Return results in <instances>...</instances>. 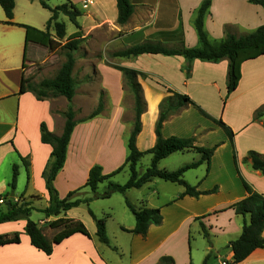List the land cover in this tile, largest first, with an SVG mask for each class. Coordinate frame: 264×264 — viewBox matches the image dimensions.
Segmentation results:
<instances>
[{"label": "crops", "instance_id": "0c3cea01", "mask_svg": "<svg viewBox=\"0 0 264 264\" xmlns=\"http://www.w3.org/2000/svg\"><path fill=\"white\" fill-rule=\"evenodd\" d=\"M55 1L59 4L52 2L49 6L69 1L80 12L76 18L79 39L89 41L86 51L93 56L91 63L83 68L86 78L79 84L81 94L77 95L76 89L71 102L63 96L37 99L29 90L20 92L21 82L25 81L27 72H31V66L45 68V57L37 60L40 53L37 44L25 43L22 25L45 31L51 12L38 0H14L9 23L0 6V198L3 199L0 206H4L0 212H5L11 203L28 202L31 206L42 201V208L48 205L42 172L51 159V146L41 142L40 124L44 123L48 131L60 135L64 125L60 112L69 104L76 111L77 122L63 167L53 180L59 198L82 187L93 165H100L102 173L108 174L124 162L127 139L133 127V101L125 89L122 72L113 65L142 73L137 76L145 101L135 139L139 151H147L155 144L158 105L171 94L169 90L188 95L208 114L205 116L188 105L163 122L161 135H194L196 145L215 146L208 164L203 161L192 168L197 171L190 177L189 184L199 191L214 187L216 191L198 197L180 196L183 187L176 182L165 185L157 177L139 188L127 189L124 195L130 197L128 200L136 208L160 211L161 223L150 225L145 235L122 229H132L135 219L132 215L133 219L123 221L122 214L120 219L116 218L111 199L114 193L104 199L92 198L58 216L44 215L37 221L40 227L43 222L65 217L81 221L89 233L86 236L77 232L64 238L54 244L49 255L31 245L23 231L25 219L1 222L0 234L11 236L18 232L19 242L0 245V264H158L162 256L171 257L174 264H203L209 253L206 264H264V246L254 249L241 262L233 263L230 245L239 237L243 220H248L247 215L236 214L231 208L247 194L242 179L253 190L264 194V175L253 169L249 161H243L250 150L264 155V54L241 63L237 86L227 93L228 59L211 62L195 58L187 77L183 69L187 61L182 55H113L146 41L158 42L167 48L198 46L194 19L203 0H130L133 11L123 24L117 21L116 0H92L86 7L83 6L85 0ZM65 18L68 17L59 13L57 21L65 24ZM261 25H264V9L250 0H209L203 16V29L211 43L221 41L226 31L242 35ZM77 30L75 27L67 33L65 27L64 40ZM49 31L54 32L52 24ZM30 43L33 45L28 52ZM100 94L102 111L90 119L80 120L97 106ZM218 119L233 131L232 141L215 122ZM179 152L196 154L194 161L200 158L199 153L191 150ZM13 165H17L18 174L15 188L11 189ZM106 183H99L97 191L101 192ZM78 195L89 198L92 192L83 187ZM96 200H104V203L97 204ZM89 210L96 218L105 219L109 244L98 240L96 223ZM112 222H116L115 227ZM58 230L42 232L51 240Z\"/></svg>", "mask_w": 264, "mask_h": 264}, {"label": "trees", "instance_id": "16d2710c", "mask_svg": "<svg viewBox=\"0 0 264 264\" xmlns=\"http://www.w3.org/2000/svg\"><path fill=\"white\" fill-rule=\"evenodd\" d=\"M38 1L44 8H47L51 12V16L46 23L45 31L37 30L31 26L22 25L25 28V43L34 42L36 44L48 46L51 42L49 31L51 24L53 25L56 38L58 40L64 38L65 24L57 21L59 13L66 15L78 30L68 36L66 42L62 45V47L66 50V58L56 71L55 75L53 77L43 78L35 86H31L29 88L25 87L24 81H22L20 92L29 90L37 99H49L63 96L68 102H71L77 86V82L74 79L72 71L76 62L73 51L79 48L80 31L76 18L80 15V12L69 1L55 7H50L45 0ZM116 1L118 10L117 21L119 24H123L132 14L133 6L130 0ZM250 2L259 4L264 9V0H250ZM0 6L5 13L7 22L10 23L9 20L13 16L14 0H0ZM208 6L209 0H203L194 19V27L199 42L198 46L186 47L182 45L179 48H167L161 43L146 41L127 47L123 50L116 51L113 55L121 57L137 56L143 53L182 55L187 61L183 66L187 77L190 74V63L195 58L211 62L228 59L227 93L232 92L236 88L240 78L241 63L247 59L256 58L264 54V25L257 27L250 33L242 35H235L226 31L221 41L211 43L203 29V16ZM32 33H36V36L33 37ZM113 67L122 72L125 89L129 92L133 101V127L127 139V155L125 160L119 167L108 174L102 173L100 165H93L89 169L87 180L82 187L69 191L64 198H59L57 190L53 185V180L65 162L67 145L73 128L77 122L75 119L76 111L73 109L72 105L69 104L65 111L60 112L61 116L64 118V125L60 135L51 133L47 130L45 124L41 123L40 140L42 143H46L51 146V159L42 172V177L45 181V188L49 198L48 205L42 209V212L47 217L58 216L61 212L78 206L81 203H87L92 198L104 199L110 197L115 192L124 193L127 189L139 188L155 177L162 178L166 181L176 182L177 184L183 186L184 190L180 196L190 195L198 197L201 194L216 191V187L209 191H199L195 188V186L188 184L182 178V174L188 169L197 167L203 161H206L208 164L215 146L207 148L196 145V137L194 135L190 137H163L161 135L163 122L174 114H177L188 105H193L205 116H208V114L195 102H193L188 95L169 90L168 92L171 94L164 97L158 105L159 112L154 129L156 135L155 144L147 151H139L135 145V139L141 127L140 115L145 108V101L142 96V89L137 80V76L142 73L128 67L118 65H113ZM102 109L103 99L102 94H100L97 106L89 113V115L82 117L80 120L90 119L99 114ZM215 122L225 131L229 139L232 141L234 135L233 131L221 119L215 120ZM187 150L199 153L200 158L196 161L187 163L174 171H167L158 168V163L161 159L167 157L173 152ZM147 153L151 155L150 163L142 173H139L136 169L137 163L140 158ZM243 161H249L253 169L259 170L264 175L263 154L250 150L247 152ZM23 162L25 166L28 165L24 159ZM234 162L238 168V162L235 155ZM125 167L128 168L129 172V178L127 181L123 184L112 181L111 177L122 171ZM17 174V165H13L11 181L9 183L11 189L15 188ZM102 181H107V183L104 189L99 192L97 191L98 184ZM242 182L247 194L241 200L233 203L231 208L234 209L236 214L242 216L249 215V220H244L239 237L232 240L230 243L233 251V263L241 262L254 249L264 246V236L262 235L264 230V194L253 190L244 179H242ZM83 187H88L91 190L92 197H79L78 192ZM125 205L134 216L135 225L132 229L128 230L122 228L123 230L134 234L145 235L150 225H159L161 223L162 217L158 208H136L127 199L125 200ZM31 209L32 207L28 202L11 203L5 212H0V223L18 220L21 218L25 219L26 222L23 227V231L29 236L31 245L47 255L51 254L54 244L59 243L64 238L74 233L79 232L86 236L89 235L85 225L81 221L72 218L58 217L48 223L50 228L59 229L53 235L52 239L49 240L43 234L38 223L29 219ZM89 213L95 220L96 235L98 240L104 244H109L105 227V219L96 218L90 210ZM203 233L209 241L208 233L205 231L204 227ZM18 242V232H15L11 236L7 234H0V245ZM209 258L210 253L206 255L203 264H206V261ZM158 264H174V262L171 257L162 256L159 259Z\"/></svg>", "mask_w": 264, "mask_h": 264}, {"label": "rangeland", "instance_id": "374dc122", "mask_svg": "<svg viewBox=\"0 0 264 264\" xmlns=\"http://www.w3.org/2000/svg\"><path fill=\"white\" fill-rule=\"evenodd\" d=\"M55 3V0L52 1H47L48 5ZM55 4H59V3H55ZM65 22V27H66V32L70 33L71 31H73L75 29V25L68 19L65 18L64 19ZM50 39L51 42L48 46L45 45H40L37 44L38 48H39V54L37 55L38 59L37 60H41V58H43V56L45 57V68L41 69L40 65H35V66H31V72L26 74V78L24 81V85L25 87L29 88L31 86H35L41 79L46 78V77H53L56 73V71L58 70V68L60 67V65L64 62L65 60V49L62 47V45L66 42V40H64V38H62L61 40H58L56 38L55 33H50ZM85 40V42L83 43V41ZM33 44L30 43L29 44V49L28 52L31 49V46ZM87 46L89 47V41L84 38V39H80L79 40V48L73 51V54L76 58V62L74 64L73 67V76L74 79L77 82V86H76V93L77 95L81 94V84L82 82L85 80L86 76H84L83 74V68H85V65H88L89 63H91L92 57L88 51H86ZM81 58H84L83 60H81ZM59 65V67H57ZM82 81V82H81ZM81 83V84H80ZM80 84V85H79ZM131 97V96H130ZM78 99V96L76 97V100ZM89 103V102H87ZM87 103H85L84 105L87 106ZM86 108V107H85ZM82 115V114H81ZM197 155L191 152H173L172 154H170L168 157L162 159L161 161H159L158 163V168L162 169V170H167V171H174L177 168L190 163L192 161H194L196 159ZM151 160V155L150 154H145L143 155L139 162L137 163L136 169L139 172H143L145 170V168L149 165V162ZM197 171L195 169H188L187 171H185L182 174V178L189 184L191 181L192 174ZM129 178V172H128V168H125L123 171H120L118 174H115V176L113 178H111L112 181L118 182L120 184H123L124 182L127 181V179ZM159 179V181L165 185H173L171 181H166L162 178H157ZM177 185V184H176ZM181 186V185H180ZM183 187V186H181ZM184 188V187H183ZM99 189H102L99 186ZM104 189V188H103ZM10 192V189H9ZM113 195V194H112ZM130 197L128 195H124V193H119V192H115L114 196L111 198L112 201H114V208H115V213H116V218L120 219L121 218V214L124 215L125 217H123V221H126L128 219H133L131 212L129 211V209L126 207L125 205V200L129 199ZM130 200V199H129ZM104 200H96L95 202L98 203H104ZM43 202H36L35 204L31 205L32 209L29 213V219L37 222L39 219L44 217V213L42 212V205ZM0 209L3 210L4 206H0ZM246 216V215H245ZM248 216V220H249V215ZM244 217V216H243ZM245 220V219H244ZM243 220V222H244ZM246 220V221H248ZM115 221V220H114ZM49 222H43L41 224V229L44 232H51L53 233V231L55 232L56 229H51L48 225ZM110 221H109V231L111 230V226H110ZM114 223V226H116V222H112Z\"/></svg>", "mask_w": 264, "mask_h": 264}, {"label": "built area", "instance_id": "2783aa9c", "mask_svg": "<svg viewBox=\"0 0 264 264\" xmlns=\"http://www.w3.org/2000/svg\"><path fill=\"white\" fill-rule=\"evenodd\" d=\"M92 0H85L83 6L86 7L87 5L91 4ZM3 199L0 198V203H2Z\"/></svg>", "mask_w": 264, "mask_h": 264}]
</instances>
